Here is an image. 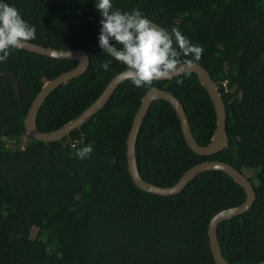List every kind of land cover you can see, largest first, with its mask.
Segmentation results:
<instances>
[{"label": "trees", "instance_id": "obj_1", "mask_svg": "<svg viewBox=\"0 0 264 264\" xmlns=\"http://www.w3.org/2000/svg\"><path fill=\"white\" fill-rule=\"evenodd\" d=\"M36 29L30 41L81 49L89 68L54 89L36 116L51 132L80 115L124 66L99 47L96 0H0ZM113 10L139 9L171 32L177 28L204 51L203 67L221 94L227 146L199 156L187 146L171 105L151 102L135 143L142 181L175 185L192 166L222 161L244 174L257 194L251 209L219 224L221 251L230 264L264 261V0H112ZM113 45L115 42L112 41ZM119 47V46H117ZM191 57L182 59H190ZM108 63V71L101 65ZM77 66L27 50H12L0 72V264H215L209 223L237 207L246 192L221 171H204L177 195L140 191L127 169L126 139L148 88L128 80L105 106L59 141L26 137L24 118L43 84ZM181 81V83H178ZM182 104L199 145L216 127L212 101L195 73L152 85ZM91 145L87 159L76 152ZM11 146V147H9Z\"/></svg>", "mask_w": 264, "mask_h": 264}, {"label": "water", "instance_id": "obj_2", "mask_svg": "<svg viewBox=\"0 0 264 264\" xmlns=\"http://www.w3.org/2000/svg\"><path fill=\"white\" fill-rule=\"evenodd\" d=\"M151 23L154 27L161 28L152 21ZM21 49L55 59H69L77 61V66L75 68L61 73L55 78L46 81L33 99L30 107L28 108L27 114L24 118L26 137H31L44 143L59 141L63 137L68 135L71 131L80 128L85 122H87V120L92 118L99 110H101L105 106V104L109 101V99L121 84H123L125 81H128L126 79H120L119 75H117L107 84L97 100L89 108H86L80 115L54 131L41 132L36 127V116L42 103L54 89L66 83L67 81L77 78L85 73L89 68V57L87 53L81 49H54L48 46L37 45L32 42H28V44ZM185 73L196 74L199 83L205 88L212 101L216 115V127L212 134L210 142L206 145H199L195 141L190 131V127L180 101L169 91L154 88L151 91L148 90L144 94V97L141 99L140 107L133 118L132 125L128 133L126 139L127 169L132 182L140 191L158 197H171L179 194L187 186V183L191 179H193L197 174L204 171H221L231 177L236 183H238L246 192V200L244 201V203L237 207L229 208L217 213L209 223V242L215 264H230L224 258L221 251L217 229L219 224L223 221H227L236 216L242 215L248 212L253 206L257 194L255 192L253 184H251L249 179L241 171H237L231 165L222 161L214 160L204 161L192 166L186 172H184L182 177L175 185L168 188H159L142 181L136 168L135 143L138 131L144 117L148 112L151 102L157 99L168 102L175 111L176 116L180 122L184 140L192 152L199 156H210L222 151L227 146L228 137L225 129L226 113L224 110V103L221 99V94L219 93L218 88L210 78L208 72L196 63L186 69H182L171 78L183 75ZM0 77L7 78L12 82L15 93L20 100V88L17 79L12 74L7 72H0ZM256 264H264V261Z\"/></svg>", "mask_w": 264, "mask_h": 264}, {"label": "clouds", "instance_id": "obj_3", "mask_svg": "<svg viewBox=\"0 0 264 264\" xmlns=\"http://www.w3.org/2000/svg\"><path fill=\"white\" fill-rule=\"evenodd\" d=\"M95 7L102 17L99 47L124 66L119 78L129 80L137 89L151 91L155 82L170 79L202 57L201 46L192 44L175 27L171 32L154 27L138 8L130 13L113 10L112 0H96ZM35 38V27L24 21L15 7L0 3V62H6L12 50L25 47ZM101 67L108 71L109 65ZM92 151L91 145L84 146L76 156L87 159Z\"/></svg>", "mask_w": 264, "mask_h": 264}, {"label": "rangeland", "instance_id": "obj_4", "mask_svg": "<svg viewBox=\"0 0 264 264\" xmlns=\"http://www.w3.org/2000/svg\"><path fill=\"white\" fill-rule=\"evenodd\" d=\"M9 147H11V146H9ZM243 173L246 174V175L249 174V172L247 170H243Z\"/></svg>", "mask_w": 264, "mask_h": 264}]
</instances>
